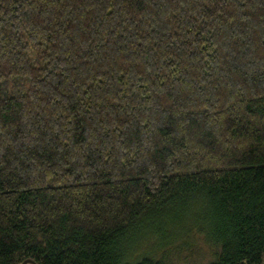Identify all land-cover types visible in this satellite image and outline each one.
Segmentation results:
<instances>
[{"label": "trees", "instance_id": "1", "mask_svg": "<svg viewBox=\"0 0 264 264\" xmlns=\"http://www.w3.org/2000/svg\"><path fill=\"white\" fill-rule=\"evenodd\" d=\"M264 0H0V264H263Z\"/></svg>", "mask_w": 264, "mask_h": 264}, {"label": "water", "instance_id": "2", "mask_svg": "<svg viewBox=\"0 0 264 264\" xmlns=\"http://www.w3.org/2000/svg\"><path fill=\"white\" fill-rule=\"evenodd\" d=\"M21 264H34L31 260H26L22 262ZM263 264H264V259H263Z\"/></svg>", "mask_w": 264, "mask_h": 264}]
</instances>
